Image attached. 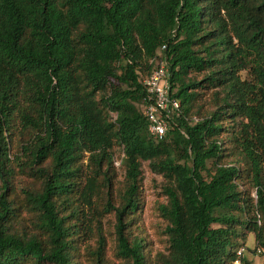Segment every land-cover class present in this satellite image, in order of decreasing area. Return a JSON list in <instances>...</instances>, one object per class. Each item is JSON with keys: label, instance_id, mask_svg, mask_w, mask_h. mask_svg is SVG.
<instances>
[{"label": "trees", "instance_id": "obj_1", "mask_svg": "<svg viewBox=\"0 0 264 264\" xmlns=\"http://www.w3.org/2000/svg\"><path fill=\"white\" fill-rule=\"evenodd\" d=\"M161 63L181 113L156 139L138 105ZM109 215L119 264H252L250 233L264 252V0H0V264H111Z\"/></svg>", "mask_w": 264, "mask_h": 264}, {"label": "rangeland", "instance_id": "obj_2", "mask_svg": "<svg viewBox=\"0 0 264 264\" xmlns=\"http://www.w3.org/2000/svg\"><path fill=\"white\" fill-rule=\"evenodd\" d=\"M141 110H143L142 104L138 105ZM123 152L119 146L115 147V164L117 167V180L122 182L125 176V170L122 165ZM213 163L210 162L209 166L212 167ZM143 170V188H144V199L145 207L140 219L139 225L140 230L143 232L145 238L149 241L150 251L155 255L159 251L165 250L166 236L163 233L165 228V220L161 217L160 206L167 202V197L164 194V188L167 185L166 179L159 174L154 173L148 162H145L142 167ZM114 216L109 215L105 218V230L108 231V237L110 239V245L107 253V257L111 264H119V261L115 257V245L113 242L114 231ZM245 252L244 255H248L254 264L253 257H257L256 264H264V252L258 247V242L256 240V235L254 233L247 234L245 242Z\"/></svg>", "mask_w": 264, "mask_h": 264}, {"label": "built area", "instance_id": "obj_3", "mask_svg": "<svg viewBox=\"0 0 264 264\" xmlns=\"http://www.w3.org/2000/svg\"><path fill=\"white\" fill-rule=\"evenodd\" d=\"M169 70L165 63L157 66L149 76L143 80L146 96L143 100V114L149 122L151 135L160 139L164 137L169 128L168 117L181 113L180 102L172 97ZM245 249L239 252L243 255ZM236 264H241L237 261Z\"/></svg>", "mask_w": 264, "mask_h": 264}, {"label": "crops", "instance_id": "obj_4", "mask_svg": "<svg viewBox=\"0 0 264 264\" xmlns=\"http://www.w3.org/2000/svg\"><path fill=\"white\" fill-rule=\"evenodd\" d=\"M248 260H251L249 257H247L248 255L246 254V255H244ZM254 260V261H253ZM252 261L254 262V264H256L257 263V257L256 256H254L253 257V259H252Z\"/></svg>", "mask_w": 264, "mask_h": 264}]
</instances>
